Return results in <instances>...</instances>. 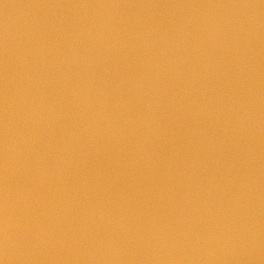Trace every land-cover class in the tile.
I'll use <instances>...</instances> for the list:
<instances>
[{
    "label": "clouds",
    "instance_id": "9594fccd",
    "mask_svg": "<svg viewBox=\"0 0 264 264\" xmlns=\"http://www.w3.org/2000/svg\"><path fill=\"white\" fill-rule=\"evenodd\" d=\"M29 8L0 37V264H264V2Z\"/></svg>",
    "mask_w": 264,
    "mask_h": 264
},
{
    "label": "water",
    "instance_id": "95a60500",
    "mask_svg": "<svg viewBox=\"0 0 264 264\" xmlns=\"http://www.w3.org/2000/svg\"><path fill=\"white\" fill-rule=\"evenodd\" d=\"M79 3V2H126V3H193V4H228V3H262L264 0H0V37L6 20L9 27L19 30L26 19L37 11L29 8L40 3Z\"/></svg>",
    "mask_w": 264,
    "mask_h": 264
}]
</instances>
